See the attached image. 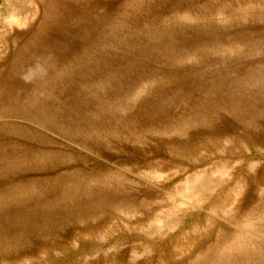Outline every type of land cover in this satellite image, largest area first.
Masks as SVG:
<instances>
[{
  "label": "rangeland",
  "instance_id": "rangeland-1",
  "mask_svg": "<svg viewBox=\"0 0 264 264\" xmlns=\"http://www.w3.org/2000/svg\"><path fill=\"white\" fill-rule=\"evenodd\" d=\"M0 264H264V0H0Z\"/></svg>",
  "mask_w": 264,
  "mask_h": 264
}]
</instances>
